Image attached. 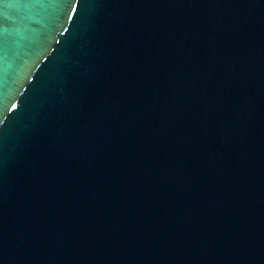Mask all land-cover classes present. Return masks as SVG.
Returning a JSON list of instances; mask_svg holds the SVG:
<instances>
[{"label": "water", "instance_id": "95a60500", "mask_svg": "<svg viewBox=\"0 0 264 264\" xmlns=\"http://www.w3.org/2000/svg\"><path fill=\"white\" fill-rule=\"evenodd\" d=\"M0 264H264V0H0Z\"/></svg>", "mask_w": 264, "mask_h": 264}]
</instances>
